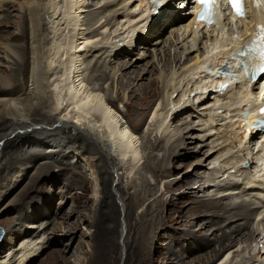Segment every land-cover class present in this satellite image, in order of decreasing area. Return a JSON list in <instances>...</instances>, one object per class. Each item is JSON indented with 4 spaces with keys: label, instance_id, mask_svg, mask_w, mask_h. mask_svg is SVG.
<instances>
[{
    "label": "rangeland",
    "instance_id": "obj_1",
    "mask_svg": "<svg viewBox=\"0 0 264 264\" xmlns=\"http://www.w3.org/2000/svg\"><path fill=\"white\" fill-rule=\"evenodd\" d=\"M113 1L85 0L83 4H93L83 15L84 32L88 34L93 31L100 39L104 38L103 41L108 40V44L107 42L100 44L104 47H110L112 43L108 39L109 36L110 39L113 38L114 43L123 39V37L114 38L115 34H113L122 16H117L120 20L114 22L112 12L107 13L104 9ZM176 8L179 10L178 7ZM102 16H104L103 22L95 25ZM108 22H110L109 30L100 29ZM139 26L140 34L143 31L142 41L139 43L135 33L133 38L137 40L133 41L136 44L127 45L130 48L126 46L125 50L124 46L119 60H112L110 65L103 62L99 64L97 63L99 57L93 56L97 53L92 51L88 54L95 45L89 47L85 44L88 50L86 48L85 63L82 66L83 77L87 80L85 82L105 88L104 96L114 101L113 109L121 114L130 131L135 132L139 138L141 163L133 170L132 167L129 168L128 173L119 171L125 205L129 207L127 219L123 215L116 221L115 230L114 227H111V230L105 229L109 220L99 213L101 196L97 193L94 178L90 173H82L77 161L72 163L67 159L65 167L60 168L52 166L43 169L41 164H37L38 166L30 167L25 173L22 190L13 197L8 207L3 209L0 206V229L6 232L0 242V264H163V255L169 247L175 249L177 261H184L185 264H203L199 262L203 256L206 262L217 264L223 253L211 261V251L220 250V245L212 240L223 233L229 235L236 231L245 223L241 220L242 217L249 215V213L244 215L243 212L242 216L232 218L231 215L226 214L228 206L245 202L247 205L252 204L251 209L257 208V212L264 213L263 199L261 200V197L252 191L248 193L245 182L241 181L238 184L237 178H234L236 174L232 170L225 171L230 168V165L226 164V156H220V159L217 153L208 159L222 147L221 143L230 135L226 134L222 121L215 122L217 125L212 122L207 123L209 117H206V113L209 112L204 110L205 108H198L189 103V107H185L181 116L172 115L174 123L171 121L173 125L168 136L162 138L160 147H152L161 135L155 127L150 128L151 113L158 107L159 102L164 107L167 106L171 73L175 72L177 77L181 75L187 64L192 65L197 52L188 51L192 46L191 39L181 44L182 39L179 41L177 34H172L173 26L150 30L145 28L143 23ZM25 32L26 15L21 0H0V87L8 86L14 89L23 99L28 95V86L20 69L25 65L23 61L27 40L21 39L20 35ZM126 37L127 35L124 38ZM129 38L132 37L129 35ZM137 43L141 45L137 47ZM111 50L110 48L108 51ZM201 52L203 51L200 50L198 53ZM135 59L138 60V69L134 75L138 80L132 83L133 86L120 90V87L113 84L112 78L116 73L117 76L120 75L118 67L122 62ZM180 59L181 64L177 65ZM102 73L106 74V79L96 81V77ZM154 83L159 88L157 97L141 118L139 102L135 98L130 99V90L133 89V96L138 98L144 86L149 87ZM191 86L184 88L182 86L176 93V96L178 94L176 100H179L185 90L188 92ZM207 102H210L211 107L215 105L216 100L212 98L204 103ZM211 126L215 128L213 132L209 131ZM149 129L154 132H149ZM182 135L185 137L184 141H177ZM166 154L168 157L160 163V166L167 173L155 175L153 170L156 164ZM245 175L241 177L245 178ZM181 180L184 184L179 185ZM189 181L193 182L188 185ZM213 183L215 185H209ZM232 183H237V186ZM11 184L8 182L4 186V192L10 195L15 191L10 187ZM208 185L210 191L206 193L205 188ZM25 186L27 189L23 191ZM193 187L195 190L191 194L190 189ZM117 199L123 209L120 197L117 196ZM141 201L142 203H139ZM214 201L223 205L220 212L214 216L203 214L196 217V212L205 211L207 203ZM46 210L52 214L46 216ZM40 214L45 216L39 217ZM184 216L192 219L191 222L183 220L181 224H177V218ZM256 216V211L252 212L251 221L245 230L246 233H254L253 241L244 240L237 246L241 249L234 262L233 259L231 260L233 264L264 262V257L262 260L253 259L259 247H263L264 239L260 240L259 247L253 253L249 254L247 251L246 256L242 253V250L259 241H254L258 235L259 238H264V221L261 220L263 218ZM64 222L73 226L72 229H67L65 224L60 225ZM122 226H127L128 231L124 240H119ZM33 232L32 236L28 235ZM190 232L194 234L192 238L189 236ZM123 242L127 243L126 252L122 250ZM207 242H212L208 248L204 246ZM200 245L204 247L201 248ZM206 254L208 256H205Z\"/></svg>",
    "mask_w": 264,
    "mask_h": 264
},
{
    "label": "bare ground",
    "instance_id": "obj_2",
    "mask_svg": "<svg viewBox=\"0 0 264 264\" xmlns=\"http://www.w3.org/2000/svg\"><path fill=\"white\" fill-rule=\"evenodd\" d=\"M167 1L165 0V2ZM84 2L85 0H21V6L25 9L26 15V32L20 36L21 39L27 41L26 50L24 51L25 60L23 59L25 65L20 69V72L28 86V95L23 99L14 89H10L8 86L6 88L0 87V206L6 209L13 197L21 192L23 177L30 167L41 164L43 169L52 166L60 168L65 167L66 160L70 159L72 163L77 161L79 170L82 173H90V176L94 178L97 193L101 196L99 213L109 220L105 229L111 230V227H114L113 230H115L116 221L120 220L123 215L127 219L129 210L128 205H125L119 171L128 173L129 168L132 167L133 170L141 163V145L135 132L130 131L121 114L113 109L114 101L104 96L103 91L105 88L85 82L87 80L83 77L82 66L85 63L84 55L87 45L89 47L95 45L88 51V54L92 51L97 53L96 55L93 54L94 57H99L97 63L103 62V64L110 65L112 60L120 59V53H122L124 46L125 50L128 47L127 45L136 44L133 40L137 39L140 43L143 31L140 34L138 28L144 22L146 28L148 21H145L143 11L146 12L147 10L145 0H114L107 8H104L107 13L112 12L114 22L120 20L117 16H122L121 21L117 22L118 28L113 34H115L114 38L120 39L123 37L122 40L117 41V44L113 42V35L112 39L109 36L108 39L112 43H110V47H104L100 44H104V42L108 44V40L103 41L104 38L100 39L99 35H96L93 31L88 34L84 32L83 15L89 11V7L93 6L92 3L83 5ZM169 3L172 2H167L168 5L163 7L157 16H152L147 29L173 26L172 34H177L179 41L182 39L181 44L191 39L192 46L188 48V51L197 52V56L192 60V65L187 64L188 66L184 67V72L178 77L175 72L171 73L168 86L170 93L167 96L168 104L164 107L159 102L158 107L151 113L150 128L155 127L161 135L152 147H160L162 138L168 136L174 123L172 115L178 114V116H181V112L183 113V110L189 107V103H192V106H198V108H205L204 110L209 112L206 113L207 115L204 114L209 117L207 123L212 122V124H215V122L222 121L226 134L230 135L221 143L222 147L210 155L208 159L217 153L219 158L220 156H226L225 161H227L228 166L230 165V168L224 170L226 172L232 170L236 174L233 177L237 178V183L245 182L247 185L246 191H252V193L259 195L264 204V174L259 173L260 170H255L257 168L251 162L250 168L242 166L246 157L253 155L247 142H249V139L251 141L254 135L253 133L248 134L246 128L241 127V123L237 119H229L230 107L236 106L237 97H245L244 90L247 89L243 85L240 87L241 92H238L239 87L236 89L219 87L218 81L205 75L203 72L204 65H200L205 55L211 57L214 61L219 58V55H215L214 43L219 41L231 46V43H226L228 40L234 39V37H243L248 22L245 20L236 22L237 27L234 30L227 28L228 24L210 30L201 28L203 25L198 24L196 25L197 28L192 29L191 21L193 18H174L177 11L172 10ZM103 18L104 16L99 17L95 25L103 22ZM109 24L110 22L106 25L103 24L104 26L100 29L109 30ZM135 33L137 39L133 38ZM126 35L127 37L124 38ZM129 35L132 38H129ZM139 43H137V47L141 45ZM85 44L87 45L85 46ZM110 48L112 50L108 51ZM200 50L203 52L198 53ZM99 54L101 55L97 56ZM181 61L180 59L177 65L181 64ZM137 69L138 60L136 59L130 60V62H122L118 67V74L120 73V75L117 76L116 73L112 78L113 84L120 87V90L133 86L132 83L138 80L137 76L134 75ZM106 77V74L102 73L95 80H105ZM196 80L198 81L197 86L192 89L191 85ZM182 86L183 88L191 86L188 91L189 94L184 89L185 91L179 100H176V97H178L176 93ZM158 91L159 88L156 83L149 87L144 86L142 94L138 98L133 96V89L130 90V99L135 98L139 102L141 118L144 117L154 98L157 97ZM212 98L216 100L214 106L210 107V102L204 103L206 100H212ZM209 128L210 132L215 129L213 126ZM149 130V132H154L151 129ZM184 139L185 137L182 135L177 141L182 142ZM167 157L166 154L158 161L156 168L153 170L155 175L167 173L160 166V163ZM244 174H246L245 178L241 177ZM259 176L262 177V180L258 184L255 180ZM183 180L178 184H184ZM8 182L12 183L10 187L15 190L12 195L4 192V186ZM192 182L189 181L188 185ZM237 183H232V185L236 184L235 186H237ZM209 185L205 188L206 193L210 191ZM26 187H23V191L27 189ZM227 187H230V185H227ZM10 189L9 193H11ZM194 190V187L190 189L191 194L194 193ZM165 191H167L166 188ZM229 195L231 194L229 193ZM117 196L120 197V201L123 203V209L117 202ZM227 198L230 199L229 196ZM142 201L139 203H142ZM251 205L243 202L228 206L226 214L231 215L232 218L242 216L243 212L244 215L247 213L249 215L246 216L248 218L242 217L241 220H244L245 223L236 231L229 235L225 233L218 234L219 236L212 240L220 245V250L218 252L217 250L211 251V261L223 253L217 264H233L241 249H238L237 246L241 245L244 240L246 242L253 241L254 233L248 232V234L245 232L247 224L251 221L250 216L252 212L256 211V217H262L261 220L264 221V213L257 212V208L251 209ZM205 207V211L196 212V217L203 214L214 216L223 209V205H219L215 201L207 203ZM234 210L237 211L234 212ZM50 214L52 213L47 211L45 215L50 216ZM45 215L40 214L38 216ZM183 220L189 223L192 219L186 216L178 217L176 222L181 224ZM63 224L67 225L66 228L70 230L73 227L65 222L60 225ZM127 231V226L120 227L119 240L124 238ZM33 234L34 232L28 233L30 236ZM193 235V232L189 233L191 238ZM261 239L264 238H259L258 235L254 241H259L242 250V253L245 254L249 251V254H251V252L256 251ZM211 243L207 242L204 246L208 248ZM204 246L200 245L201 248ZM126 248L127 243L123 242L122 250L125 251ZM232 254L234 255L232 256ZM176 256L175 249L169 247L166 254L163 255V264L176 262L185 264L184 261H177ZM205 256H208V254ZM263 257L264 243L262 248L259 247L253 259L262 260ZM232 259L233 262H231ZM199 262L210 264V261L206 262L204 260V256L200 258ZM259 264H264V262Z\"/></svg>",
    "mask_w": 264,
    "mask_h": 264
},
{
    "label": "snow or ice",
    "instance_id": "obj_3",
    "mask_svg": "<svg viewBox=\"0 0 264 264\" xmlns=\"http://www.w3.org/2000/svg\"><path fill=\"white\" fill-rule=\"evenodd\" d=\"M198 2L201 4V12L198 15V19H206L211 20V17L214 15V13L217 10L216 0H198ZM228 2L231 4V7L235 14L239 17H243L244 10H243V0H228ZM262 2L264 0H253L254 7L259 10L261 7ZM153 3L159 4L160 0H153ZM155 9H153L154 11ZM261 32L264 33V26H260ZM260 40L264 41V35L259 37ZM261 58L264 59V47L261 48ZM264 70V69H262ZM264 111V109H262Z\"/></svg>",
    "mask_w": 264,
    "mask_h": 264
},
{
    "label": "water",
    "instance_id": "obj_4",
    "mask_svg": "<svg viewBox=\"0 0 264 264\" xmlns=\"http://www.w3.org/2000/svg\"><path fill=\"white\" fill-rule=\"evenodd\" d=\"M3 235H4V230L0 229V240L2 239Z\"/></svg>",
    "mask_w": 264,
    "mask_h": 264
}]
</instances>
